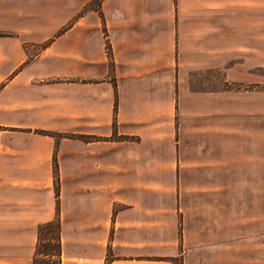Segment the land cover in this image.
<instances>
[{"label":"crops","instance_id":"0c3cea01","mask_svg":"<svg viewBox=\"0 0 264 264\" xmlns=\"http://www.w3.org/2000/svg\"><path fill=\"white\" fill-rule=\"evenodd\" d=\"M88 1L63 17L47 2L0 0V264H31L36 229L54 218L60 264H173L176 249L159 243L176 236V206L146 205L143 184L124 185L125 165L144 177L148 145L149 159L170 163L162 176L176 175L180 141L161 127L183 98L201 100L192 113L214 110L224 90L189 82L209 72L225 81L226 50L257 11L256 0H99L82 12ZM254 133L256 189L264 126ZM179 256L188 264L185 249Z\"/></svg>","mask_w":264,"mask_h":264},{"label":"rangeland","instance_id":"374dc122","mask_svg":"<svg viewBox=\"0 0 264 264\" xmlns=\"http://www.w3.org/2000/svg\"><path fill=\"white\" fill-rule=\"evenodd\" d=\"M14 1L18 9L24 10L47 2L63 17L71 15L79 3ZM256 1V15L241 18L240 47L226 50L225 81L209 72L193 76L189 82L191 91L224 90L222 98L210 100L214 110L202 115L192 113V107L201 100L183 98L178 104L180 109L174 103L172 123L161 127L163 137L174 136L180 141L176 147L180 155L175 162L176 175L162 176L170 163L149 159L153 148L148 145L144 147V177H132L131 162L125 165L128 172L124 185H137V180L143 184L146 205L176 206V236L159 243L164 252L176 249L173 264H181L182 249L187 251L188 264H264V231L260 232L258 226L255 232L254 222H250L257 214L258 224L264 227V210H255L252 204L264 201V179H257L255 189V179L249 177V161L256 148L255 122L264 126V119L256 114L264 111V0ZM98 3L88 1L82 12L98 8ZM233 75L235 80L228 79ZM221 104L224 113L220 115L216 108L220 109ZM109 138L118 137L113 132ZM165 147L160 146L158 152L165 154ZM57 180L53 177L54 187Z\"/></svg>","mask_w":264,"mask_h":264},{"label":"trees","instance_id":"16d2710c","mask_svg":"<svg viewBox=\"0 0 264 264\" xmlns=\"http://www.w3.org/2000/svg\"><path fill=\"white\" fill-rule=\"evenodd\" d=\"M31 264H60L59 222L57 218L37 227Z\"/></svg>","mask_w":264,"mask_h":264}]
</instances>
